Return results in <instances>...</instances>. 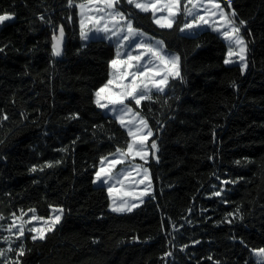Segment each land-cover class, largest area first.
Wrapping results in <instances>:
<instances>
[{"label": "trees", "instance_id": "16d2710c", "mask_svg": "<svg viewBox=\"0 0 264 264\" xmlns=\"http://www.w3.org/2000/svg\"><path fill=\"white\" fill-rule=\"evenodd\" d=\"M220 3L231 12L227 0ZM120 7L181 57L184 82L171 81L155 103L132 104L154 132L148 143L156 141L159 162L145 165L152 196L117 214L107 189L92 183L101 157L129 139L94 103L114 46L82 41L79 10L67 0H0V15L14 17L0 27V216L35 209L47 218L51 209H64L46 240L26 234L25 254L5 264H255L252 252L264 248V0L232 5L237 21L247 22L243 74L239 65L224 64L227 46L217 33L181 34L183 17L160 29L150 12L126 0ZM61 26L64 52L53 57ZM238 208L242 219L229 216Z\"/></svg>", "mask_w": 264, "mask_h": 264}, {"label": "snow or ice", "instance_id": "6c2138e0", "mask_svg": "<svg viewBox=\"0 0 264 264\" xmlns=\"http://www.w3.org/2000/svg\"><path fill=\"white\" fill-rule=\"evenodd\" d=\"M126 2L139 12H150L152 23L160 29H173L179 23L180 17L184 20L179 27L181 34L191 35L210 28L226 43L227 55L224 64L237 63L234 57H238L242 74L248 67L246 58L248 41L242 35V28L247 22L243 19L237 21V13L232 8L234 0H227L228 8L232 9L230 13L221 6L220 0H126ZM121 3L122 0H84L80 3L67 0L68 7L80 10V39L87 42L96 37L101 41H108L115 48V57L109 61V78L94 92V103L97 108L110 112L114 116L120 126L127 131L129 139L125 142V148L117 147L115 153L101 157L100 167L95 172L92 183L107 186V194L111 201L109 208L117 214L131 213L146 202L145 197L152 196L150 169L145 165L149 163L150 158L159 162V157L156 155L159 151L156 141L153 139L150 145L148 143L149 138L154 136V132L142 114L134 110L132 104L134 103L136 108H142L143 101L155 103L158 95L167 94V89L172 87L171 81L184 82L181 57L168 52L163 40L148 36L144 31L135 27L134 14L131 11L122 10ZM13 18L12 14H2L0 24ZM39 19L43 21L44 17L41 16ZM64 35L63 26L59 29V36L53 35V57L63 55ZM2 51L3 49L0 48V52ZM233 86L235 87V84ZM151 110L149 108V111ZM7 118L6 115L3 117L5 120ZM136 158L143 161V164L132 163ZM236 163L239 164L240 161ZM117 165L127 166L116 170ZM52 166L51 163L45 165V167ZM30 171L35 172L37 168L33 167ZM133 172L139 177L133 182L144 185L139 191L129 189L124 183V180L131 177ZM228 183H235V181H221V185ZM223 192L224 188L221 187L218 191H214L213 195L219 197ZM28 211L32 213V216L28 221H22L18 227L15 220H22V217L18 218L13 214V223L7 227V231L13 234L12 229L16 228L14 235L21 241L26 231L31 232L33 233L31 239L35 242L46 240L47 234L56 230V226L62 221L64 209L55 208L53 214L47 218L36 215L35 209ZM229 216L243 218L239 208L235 213H229ZM3 219L4 217L0 216V220ZM41 220L43 226L27 229L24 227L31 221ZM226 222L231 223L232 221ZM172 227L174 231L177 230L175 224ZM2 228L3 226H0V229ZM4 239L9 243L7 251H13L10 245L15 241L10 240L9 237ZM186 247L187 245L181 247L180 250L184 251ZM4 251L0 249V257L4 256ZM15 251L20 257L25 254L22 242ZM255 254L258 257L257 264H264V248L259 249ZM164 255L171 256L172 253L167 252ZM14 264H20V262L15 261Z\"/></svg>", "mask_w": 264, "mask_h": 264}, {"label": "rangeland", "instance_id": "374dc122", "mask_svg": "<svg viewBox=\"0 0 264 264\" xmlns=\"http://www.w3.org/2000/svg\"><path fill=\"white\" fill-rule=\"evenodd\" d=\"M79 10V9H78ZM80 11V10H79ZM159 15V14H158ZM80 16V15H79ZM13 19H11V20H8V21H5L4 23H7V22H9V21H12ZM3 23V24H4ZM3 24H0V27L3 25ZM205 27H207V26H205ZM208 30H211L210 28H208ZM193 34H195V33H193ZM193 34H191V35H193ZM148 35V34H147ZM148 36H150V35H148ZM222 38V37H221ZM93 39H97L96 37H94ZM223 39V38H222ZM168 52H170V51H168ZM170 53H172V52H170ZM234 59H236L237 60V63H234V64H230V65H239V61H238V57H234ZM94 99H95V97H94ZM103 112L104 113H106V114H108V115H110V116H112V117H114L110 112H106V111H104L103 110ZM127 132V131H126ZM150 139V138H149ZM132 163H136V164H143V161H141V160H139V158H136L134 161H132ZM127 165H117L116 166V170H119V169H122V168H124V167H126ZM99 167H100V163H99ZM98 167V168H99ZM137 177L138 176H136V175H133L132 174V176L131 177H128V178H126L125 180H124V183H125V185L126 184H130V183H133V181H134V179L136 180L137 179ZM95 186H103V187H105L106 189H107V186H105V185H101V184H94ZM117 188H119L118 186H117ZM151 191H152V187H151ZM145 199H146V197H145ZM109 201H110V199H109ZM111 202V201H110ZM55 209V208H54ZM54 209H51V212H50V215H52L53 214V210ZM110 209V208H109ZM111 211V210H110ZM25 213H27V215H24V214H22V215H19V216H16V217H22V220L21 219H16L15 220V224L17 225V227L22 223V221H28L29 219H30V217L32 216V213L31 212H29V211H26ZM37 215V214H36ZM49 215V216H50ZM13 223V216H11V217H9V218H4L3 220H0V226H3V228L2 229H0V249H2V250H5L4 251V256L3 257H0V264H5V263H8L9 261H11V260H13L14 258H15V256H16V249H18V246L21 244V242L23 243V241H24V238H25V236L23 237V239H22V241L21 240H18V239H16V236L14 235V233L16 232V228H13L12 229V233L13 234H10L8 231H7V227L9 226V225H11ZM40 226H43V221L41 220V221H31V223H27V224H25L24 225V227L27 229V228H30V227H40ZM26 234H30L31 236H32V234L33 233H31V232H27L26 231V233H25V235ZM5 237H9V239L10 240H12V241H15V243H11V248L13 249V251H7V249H8V247H9V243L8 242H6L5 241ZM257 251H253L252 252V257H253V260H254V262H255V264H257V259H258V257L256 256V253Z\"/></svg>", "mask_w": 264, "mask_h": 264}, {"label": "bare ground", "instance_id": "6f19581e", "mask_svg": "<svg viewBox=\"0 0 264 264\" xmlns=\"http://www.w3.org/2000/svg\"><path fill=\"white\" fill-rule=\"evenodd\" d=\"M133 175H136V173L135 172H133L132 173ZM139 179V177H137V179L136 180H138ZM127 185V187L129 188V189H134V190H136V191H139V190H141L143 187H144V185H142V184H135L134 182L133 183H130V184H126ZM119 187V186H118Z\"/></svg>", "mask_w": 264, "mask_h": 264}, {"label": "water", "instance_id": "95a60500", "mask_svg": "<svg viewBox=\"0 0 264 264\" xmlns=\"http://www.w3.org/2000/svg\"><path fill=\"white\" fill-rule=\"evenodd\" d=\"M57 36H59V31H58V33H57ZM66 40H67V37H66V35H64L63 43H62V51H63V52H64V47H65V44H66ZM53 43H54V41H53Z\"/></svg>", "mask_w": 264, "mask_h": 264}]
</instances>
